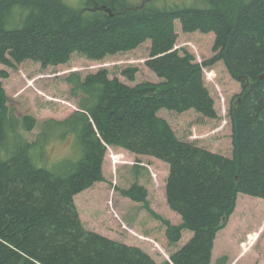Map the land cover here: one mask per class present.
Masks as SVG:
<instances>
[{
  "label": "trees",
  "instance_id": "16d2710c",
  "mask_svg": "<svg viewBox=\"0 0 264 264\" xmlns=\"http://www.w3.org/2000/svg\"><path fill=\"white\" fill-rule=\"evenodd\" d=\"M155 1L132 6L128 0H87L84 9L74 10L62 0H0V65L15 68L29 61L44 69L65 67L75 55L103 62L150 42L146 64L155 77L140 82L125 70L128 81L122 82L105 69L85 76L70 72L73 93L85 97L80 111L65 122H46L35 142L19 129L33 132L36 118H17L0 82V264H157L141 248L91 232L81 221L75 198L106 181L107 146L170 168L165 196L181 223L147 210L165 226L169 246L179 244L185 232L192 238L163 264H212L216 238L237 196L264 200V0H204L207 10L158 7ZM13 13L22 27L6 26ZM188 16L191 27L203 25L193 29L196 33L214 38V57L204 63L185 49L173 50L175 22ZM218 63L243 86L229 111L211 90L215 74L206 71ZM175 113L182 124L191 113L200 115L212 122L211 130L230 122L231 136L215 144L213 137L222 135L209 130L188 139L169 120ZM50 128L79 136L83 157L66 176L36 166L42 159L33 152L40 148L45 155L41 142ZM11 132L17 144L8 145ZM143 169L134 167L136 182L121 195L147 204ZM250 238L256 241L258 235Z\"/></svg>",
  "mask_w": 264,
  "mask_h": 264
},
{
  "label": "rangeland",
  "instance_id": "374dc122",
  "mask_svg": "<svg viewBox=\"0 0 264 264\" xmlns=\"http://www.w3.org/2000/svg\"><path fill=\"white\" fill-rule=\"evenodd\" d=\"M62 1L74 10L84 9L87 2V0ZM128 2L132 6H140L144 0H128ZM155 4L158 7H194L200 10L210 8L204 0H157ZM188 17L187 21L175 22L178 39L173 50L185 49L195 56L198 63H204L214 57L212 52L214 38L211 35L205 36L196 33L198 30L193 29L199 26L203 28V25L195 24L191 27L193 24L189 22L192 19L190 16ZM10 23L16 28H20L24 22L20 19L19 14L13 13L6 26L9 29L14 28ZM151 46L150 42H145L141 48L106 58L103 62H91L82 55H75L65 67L44 69L40 64L29 61L22 65H16L15 68L0 65V82L6 91L8 105L12 113L17 118L33 116L38 123L37 128L31 133L20 128L19 135L25 136L30 142H35L46 122L50 120L65 122L80 110L79 104L85 97L80 93H73L74 87L67 82L70 72L80 71L79 75L85 76L105 69L109 71L111 78L127 82L123 72L131 70L136 76V80L140 82L155 80L146 64L151 56ZM206 71L209 72L210 77H212V72L215 74L214 81H210L214 84H210L211 90L220 106L223 107L225 104L229 111L231 103L237 98L236 96L242 93L243 86L228 75L221 63L207 68ZM2 73L7 74V77L3 78ZM172 116L169 120L174 129L181 130L188 139L201 138L211 130L208 127L212 122L200 115L191 113L185 119L184 124L179 117H174L179 116L177 113ZM227 117L228 115H226ZM219 129L220 127L216 126L214 130H211V134L222 135L213 137L216 139L212 143L218 144L223 138L231 136L230 122L224 129ZM12 141H15L13 145L19 142L13 132L10 133L8 145ZM201 142L209 141H200L199 143ZM42 143L44 146L46 145L45 155L40 148L33 152L35 159L36 157L42 159L36 166L56 175L66 176L71 166L78 163L83 157L79 136L77 133L69 131L68 128H50L48 134L42 139ZM116 151L119 152V150ZM7 152L10 154V151L7 150ZM127 155V159L130 162H135V165H120L114 175L107 154L103 166L106 181L96 183L86 192L83 191L75 198V204L87 230L117 242L141 248L157 264H163L172 253L192 238V234L185 232L183 240L179 244L169 246L165 226L148 213L147 206L156 215L168 220L171 224L179 225L181 223L180 216L170 209L165 196L170 169L168 164L152 157ZM135 166L144 168L140 184L148 191L147 204L136 203L121 195V190L130 189L136 182ZM250 235H258V239L250 241ZM224 259L227 260L226 264H264L263 199L244 194L237 196L234 212L216 238L212 264H219Z\"/></svg>",
  "mask_w": 264,
  "mask_h": 264
},
{
  "label": "bare ground",
  "instance_id": "6f19581e",
  "mask_svg": "<svg viewBox=\"0 0 264 264\" xmlns=\"http://www.w3.org/2000/svg\"><path fill=\"white\" fill-rule=\"evenodd\" d=\"M263 78H264V76H261V77H260V79H263Z\"/></svg>",
  "mask_w": 264,
  "mask_h": 264
}]
</instances>
